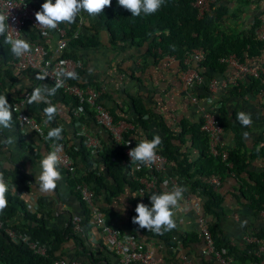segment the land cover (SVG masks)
Returning a JSON list of instances; mask_svg holds the SVG:
<instances>
[{
    "label": "crops",
    "instance_id": "0c3cea01",
    "mask_svg": "<svg viewBox=\"0 0 264 264\" xmlns=\"http://www.w3.org/2000/svg\"><path fill=\"white\" fill-rule=\"evenodd\" d=\"M213 1L209 15H212L214 11H219L217 26L225 33L246 30L256 20L258 11L264 5V0ZM36 2L41 5L44 0H36ZM209 15L206 14V16ZM81 16L83 22L79 33L82 36V44L71 48L67 46L65 49L81 63V67L75 72L78 76L76 79L78 83L92 87L104 86L105 93L102 96V103L112 114L120 116L123 122L131 121L133 114L131 99H138L143 107L161 115L172 127L176 128L179 121L185 125L198 124V110L190 103L188 94L193 93L198 96L204 91L195 86L187 90L183 87L178 80L181 66L178 60L166 61L164 56L159 57L161 52L159 49L152 48L151 36L147 40L139 41L137 45L120 39L111 41L107 30L99 20L84 11L81 12ZM27 28L30 29L29 27L24 29ZM30 31L32 36L29 35V31H24L23 36L26 39L39 40L49 50L53 47L55 37L53 34L39 39L32 29ZM3 53L7 52L4 47H1L0 95H5L10 104L18 100L25 92L29 99L35 87L43 85L54 87L46 80L38 79L37 74L32 71L14 69L11 67L13 56L6 58ZM257 62L264 64V53L257 58ZM226 73L227 71L223 76ZM221 92L217 91L213 95L198 98L202 104L214 109ZM225 98L226 96L222 99ZM49 99L59 109L58 114L52 120L57 127H63L61 134L63 143L70 146L77 142L76 136L83 131L81 124L101 140L106 136L105 131L95 123L93 124L86 113H80L82 116L80 120L71 117L72 105L66 94L63 95L57 90L55 96ZM47 106L44 103H28L27 101L24 109L27 114L45 120L43 109ZM225 107L228 112L236 110L237 113L243 111L251 115L252 124L248 127H240V138L244 141L247 151L252 150L253 147L258 148L259 138H264V92L241 97L230 95L226 99ZM150 120L151 133L159 134L162 140L164 134L159 130L153 118ZM11 123L12 127L9 129L0 128V173L13 183L16 193L26 202L28 200L33 202L34 199L37 207L33 210H37L44 216V223L47 227L61 229L71 215L80 216L82 214L84 204L79 201L73 187L68 183L65 172L60 168L58 170L62 179L57 181L56 189L46 194L39 192L35 177L40 171L39 161L43 158L42 154L47 153L45 144L34 133L19 126L13 116ZM46 126V131L52 128L50 124ZM234 137L236 136L229 130H223L220 143L226 149H233L238 144ZM8 138H12V144L4 143ZM185 138L179 151H183L188 159L195 160L197 151L196 148L191 147L193 142L190 134L187 133ZM179 158L180 156L177 157ZM246 169L253 173L263 170L264 157L249 159ZM163 171L165 176L171 173L167 166L163 168ZM167 177L174 179L176 187L186 189L179 202L180 206L173 209V218L177 225L171 231L174 235V243L165 245L157 237L151 235H143L140 241L144 242V246L150 249L154 256L160 258V264H221L210 255L202 253L203 243L197 232L194 207L196 205L204 212L202 206L206 197L200 195L197 190L189 191L187 185L172 174ZM241 178H246V176L229 174L223 176L221 180L216 177L207 179L212 188H216L215 191L220 196V200L215 208V216L203 214L214 237L222 239L234 249L235 253H229L233 264H264V252L257 253L254 245L243 240V235L255 233L264 227V220L263 210L255 211L251 207L250 199L239 192L238 186ZM127 197L129 198L127 192L119 193L110 202L111 209L115 213L113 222L120 227H123L129 217L128 211L131 204ZM99 200L100 204H103V201ZM14 221L18 224L17 219ZM242 222H245L243 226H241ZM77 235V239L79 237L78 240L92 251L98 264H119L115 254L104 245L102 246L100 235L94 226L90 225L82 235ZM80 249L81 246L68 237L57 253L64 257H76L82 264H93L80 254Z\"/></svg>",
    "mask_w": 264,
    "mask_h": 264
},
{
    "label": "trees",
    "instance_id": "16d2710c",
    "mask_svg": "<svg viewBox=\"0 0 264 264\" xmlns=\"http://www.w3.org/2000/svg\"><path fill=\"white\" fill-rule=\"evenodd\" d=\"M25 1L31 6L40 9V4L36 0ZM191 2L192 0H165L164 5L156 13L151 15L141 13L140 16L133 17L130 11L118 5L117 0H111V6L105 7L102 13L93 17L104 25L111 41L112 39H120L121 41L137 45L139 41L147 40L151 36L152 48L154 50L159 49L161 52L158 55L159 57L171 54L175 56L176 60L180 61L185 51L200 47L204 51V60L199 64L198 69L204 83H207L217 75L223 76L228 68L225 63L220 61V58L228 54L233 53L242 61L258 63L257 58L264 53V40H256L253 37L252 28L256 26V20L244 31L225 33L217 26L219 11H214L209 16L205 15L202 18H196ZM59 26H65L66 30L69 31L74 27V23L67 24L65 22L59 24ZM22 31L23 33L24 31H29V35H33L28 28L26 30L23 28ZM81 37L80 33H78L75 38L68 41L67 46L71 48L82 44ZM4 41L3 35H0V48L4 47L5 52H7L3 53L5 57L14 56L11 53L10 46ZM64 56L75 59L65 50ZM262 65L264 66V64ZM182 67L181 65L180 68ZM262 77H264V72L257 77H247L243 82L227 86L221 92V96L217 98V105L213 109L214 117L223 130H229L236 136L234 138L238 142L236 147L226 150L227 156L223 161L219 156L212 157L209 155L207 140L204 134L199 131V122L198 124L185 125L179 121L176 124L177 130L166 123L161 115L143 107L138 99H131L133 114L129 122L133 125V130L123 133V142L116 141L104 130L106 136L101 140L102 147L92 154L90 153V147L86 144L85 136L80 133L76 136L77 142L72 143L70 146L67 143H63L62 139L50 141L60 145L62 152L66 153L72 160L75 173H65L68 183L71 186L74 182L87 184L93 191L96 200L100 202L99 199H101L103 201V204H99V206L107 223L118 226L121 232L131 234L134 239L141 240L140 237L143 235H151L157 237L165 245H171L174 243V235L171 231L156 234L132 223V217L136 215L134 211L136 204L144 203L150 206L149 196L167 188L161 184V175L164 171H161L162 174L153 172L144 165L137 168V165L124 155L125 142L132 139L133 143L129 147L130 149L135 147V144L142 138L151 140L153 134L150 131L149 122L151 121L150 118H153L159 130L164 134L162 143L156 151L164 158L163 168L167 166L171 170V173H166V176L172 174L176 179H181L184 185H187L189 191L195 192L197 190L200 195L206 197L202 206L205 215L215 216V208L220 200V196L215 191L216 188H212L207 179L216 177L221 180L223 176H228L229 174L232 176L244 174L246 176V178L240 179L239 192L250 199L251 207L255 211L263 209L264 169L253 173L248 172L246 167L249 159L264 157V138H259L258 143L260 145L258 148L253 147L252 150L247 151L244 141L240 138L241 124L236 119L237 111L231 110L228 112L225 107L226 99L230 95L241 97L257 94L263 88ZM69 80L70 82H77L76 79L69 78ZM201 90L204 92L198 97H206L205 86ZM224 96L226 98L222 99ZM67 97L70 99L71 105L75 106V99L68 95ZM81 107L83 108V113H86L94 124L92 113L87 105L82 104ZM109 113L113 121L121 118L112 114L110 110ZM80 118L82 116L79 117V120ZM49 124L52 128L57 127L53 120ZM95 125L97 124L95 123ZM47 132H45L46 136ZM187 133L190 134L193 142L191 147L196 148L197 151L195 160L188 159L183 151H179ZM179 156L180 158L177 159ZM226 163H230V166H227ZM148 175L155 177V188L145 190L143 185L136 180V177H148ZM124 192H127L129 196L127 199H130L131 208L128 211V221L123 227H120L113 222L115 213L111 209L110 202L117 194H123ZM6 198L8 205L0 212V218H2L3 223L16 224L23 228L33 239L43 243L46 249L45 254L34 253L24 242L21 240L17 242L10 240L0 229V264H50L55 257L62 256L57 251L68 237L74 240L75 244L78 243L81 246L80 254L88 258L93 264H98L97 258L93 256L89 247H85L78 240L79 237L77 239V233L71 228L70 217L61 229L49 228L44 223V216L38 213L37 210L28 207L22 196L17 193L13 194L10 190L6 194ZM104 202L106 203L104 204ZM16 219L18 224L14 221ZM78 223L83 228V231L87 230L91 225L89 209L85 205L83 206L82 214L79 216ZM207 227L215 250L222 253L234 252V249L223 242L222 239L214 237L210 227L208 225ZM263 229L264 227L255 233L260 235ZM181 239L183 240V238Z\"/></svg>",
    "mask_w": 264,
    "mask_h": 264
},
{
    "label": "built area",
    "instance_id": "2783aa9c",
    "mask_svg": "<svg viewBox=\"0 0 264 264\" xmlns=\"http://www.w3.org/2000/svg\"><path fill=\"white\" fill-rule=\"evenodd\" d=\"M213 0H192L191 6L195 10V17L202 18L204 15H209L212 10ZM39 9L31 6L25 0H0V14L7 16L5 23L10 27L5 35L11 33L16 37L24 38L23 28L29 27L34 31L39 39H44L50 34H53L54 41L53 47L50 50L40 42L39 40L26 39L31 47L29 53L17 58L13 56L11 60V67L16 70H29L37 74V76H43L52 86L57 83L56 72L63 69L65 72H75L81 67L79 60L72 59L64 56L63 53L70 39L75 38L79 33L81 26V15H78L74 22V27L67 31L66 27L59 26L54 30H47L39 25L35 21L34 13ZM256 26L252 28L253 37L256 40H264V5L260 8L256 15ZM46 33V34H45ZM5 35H3L5 39ZM160 51V50H159ZM168 61L174 60L175 56L171 54L163 55ZM204 60V51L200 47L191 48L185 51L182 55L180 64L183 66L178 73V80L183 87L187 90L192 86H203L206 88L207 95H213L215 92L223 91L225 87L235 85L237 82H243L247 77H257L264 72V66L261 63H255L251 61H242L235 54L231 53L227 56L221 57L220 61L225 63L228 70L224 76L215 77L210 79L207 83H204L203 77L200 75L198 69L199 64ZM170 61V60H169ZM63 62V63H61ZM63 85L57 90L63 95L66 94L75 99L76 105L70 109V115L73 119L78 120L80 113L83 112L82 104H86L92 113L94 123H96L102 130H105L113 139L118 142L122 141L123 133L133 130V125L130 122L122 121L121 118L113 121L109 113V110L102 103V96L105 93V87H92L87 84H81L78 82H70L69 78H63ZM263 88L259 92H264V77L261 78ZM28 98V94L23 93L20 98L11 103L12 116L15 118L19 126L25 127L29 132L34 133L40 138L47 152L54 150L53 141L46 139V128L44 119L35 118L32 115L27 114L24 107ZM188 98L191 104H193L198 110V122L200 123L199 131L204 134L207 144L208 153L212 157H217L223 161L225 160L227 153L226 148L220 143V135L223 132L222 126L216 121L213 109L200 102L196 94H188ZM83 126V131L80 134L85 136L86 144L90 147V153H94L102 147L101 139L96 135L89 132V130ZM123 142V141H122ZM132 139L125 142L123 148L124 155L129 159L128 152L129 147L132 145ZM157 158L151 166H146L148 170L153 172L163 171L164 158L157 151ZM230 166V163H226ZM58 168L65 173L74 174L75 168L72 160L69 156L61 152L60 164ZM5 177V176H4ZM161 184L168 190H172L176 187L173 178L161 175ZM212 178V177H210ZM6 182L9 184V188L13 186V183L5 177ZM136 180L143 185L145 190L155 188V177L153 175L136 177ZM216 183V180H214ZM217 184V183H216ZM74 191L77 194L79 201L88 207L90 213L91 225L94 226L101 238L102 243L116 256L119 264H160V258L154 256L150 249L144 246V242L134 239L131 234L121 232L120 228L115 225L107 223L103 211L100 209V202L96 200L93 191L90 187L82 182H74L72 185ZM33 199V198H32ZM28 207L35 209L37 204L32 201H27ZM262 218L264 220V208L262 209ZM194 211L196 213V227L197 232L202 240L203 249L202 253L210 255L212 258L220 262L221 264H233L232 257L229 253H222L217 251L213 247L212 238L208 230V223L204 216V212L195 205ZM71 228L79 235H82L84 231L79 225V216H70ZM0 229L5 233L12 241H19L25 243V245L34 253L45 254V245L37 242L33 239L28 232L16 224L6 223L4 224L2 218H0ZM243 240L255 246L257 253L264 252V229L260 235L256 233H249L243 235ZM50 264H82L76 257H55ZM190 264V263H187Z\"/></svg>",
    "mask_w": 264,
    "mask_h": 264
},
{
    "label": "clouds",
    "instance_id": "9594fccd",
    "mask_svg": "<svg viewBox=\"0 0 264 264\" xmlns=\"http://www.w3.org/2000/svg\"><path fill=\"white\" fill-rule=\"evenodd\" d=\"M119 6L131 12V16L138 17L151 15L156 13L165 0H117ZM111 6V0H44L40 5V9L34 13L37 25L47 30H54L61 23L73 24L78 15L82 11L90 16H96L102 13L105 7ZM7 16L0 14V35H5L10 27L5 23ZM81 22L83 17L81 16ZM46 34V33H45ZM10 46L11 53L19 58L31 51L29 42L24 38H19L9 33L5 35V41ZM63 63V62H61ZM57 83L54 87L47 85L38 86L33 89L28 99V103H44L48 106L43 109L46 117L44 124H49L50 121L58 114V106L52 103V96H55L56 91L63 85V78L78 79L75 72H65L60 69L56 72ZM44 79L43 76L37 77ZM12 106L5 95H0V128L9 129L12 127ZM236 119L241 126L248 127L252 124L251 115L240 111L236 114ZM63 127L58 126L50 128L47 132L46 139L59 141L62 139ZM245 135H247L245 133ZM6 144H12V138L4 141ZM162 143L159 134H154L151 140L142 138L135 147L130 148L128 156L130 161L137 165L151 166L157 158L156 149ZM61 146L54 145V150L42 154L43 158L39 161V173L35 177V182L38 190L42 194L51 193L57 187V181L62 179L61 173L58 170L60 164ZM11 190L16 194L15 186L9 188L5 177L0 173V212L8 205L6 194ZM186 189L183 187H174L171 191L165 189L159 193H152L149 196L150 206L144 203H137L135 206L136 215L132 217V223L137 224L140 228L150 230L156 234H162L164 231H172L177 227L174 220L173 209L180 206L179 202L182 199L183 192ZM245 222H242V225Z\"/></svg>",
    "mask_w": 264,
    "mask_h": 264
}]
</instances>
